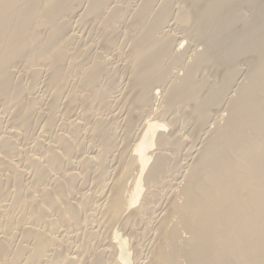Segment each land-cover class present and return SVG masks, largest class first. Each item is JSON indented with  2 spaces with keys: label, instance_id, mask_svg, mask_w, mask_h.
<instances>
[{
  "label": "bare ground",
  "instance_id": "1",
  "mask_svg": "<svg viewBox=\"0 0 264 264\" xmlns=\"http://www.w3.org/2000/svg\"><path fill=\"white\" fill-rule=\"evenodd\" d=\"M121 1L131 2L0 0V105L5 107L4 110L9 109V123L15 128L3 134L0 126V167L8 171L7 179L15 182V189L9 192L7 183L0 177V218L16 207L26 209L29 215L28 219L22 216L16 222L8 217L3 225L0 264H21L22 261L28 264L84 263L87 258L82 244L74 246L76 250L73 253L61 249L60 246H64L62 242H70L71 237L67 235L69 239L66 240L65 236L63 241L56 235L61 224L75 226L79 230L84 228L86 232L83 233L91 239L100 236L102 227L108 228L112 233L110 240L115 237L113 240H117V244L113 240L111 242L115 244L108 241L118 250L114 251L116 254L113 252L110 264H133L129 238L114 228L120 221L119 225H123L127 218L128 223L129 219L134 223L148 218L153 208L155 211L150 198L159 197L162 188L174 182L168 180L173 176L171 174L178 172L182 181L175 183L176 190L173 187L175 192L164 215L160 219L155 216L159 226L154 227L157 232L153 233L156 236L153 235L154 243L151 241L152 247L149 246L148 260H143L147 261L145 264H264V0H184L183 5L178 4L177 7L172 0H140L132 9L129 4H124L127 13L118 4ZM76 13L78 18L80 16L79 22L87 20L93 25L92 29H99L103 47L102 52L95 54L96 58L93 57L95 59L84 68L82 59H79L84 52L73 48L76 45L70 47L72 39H78L70 33ZM170 20H175L177 29H183L180 30L184 32V39H193L201 46V49L196 47L191 61L184 58L182 45L186 39L181 40L177 32L165 30L170 27ZM116 21L122 23L119 37L124 44L120 48L116 46L119 37L114 30L118 25L112 28ZM177 39L182 42H177ZM110 48H115V52L117 49L127 50L122 66L129 75L123 74L129 77L125 88L119 86L121 90L115 77L117 73L114 74L107 66L108 59L104 53ZM244 59L248 68L239 83L240 63ZM17 63L23 64L31 78L27 86L16 78L17 69L13 68ZM174 67H180L183 73L173 72ZM44 71L47 72L44 83L53 90L46 113L48 118L44 123L49 128L46 131H51L71 73L77 75V80L67 95L68 117L73 116L76 104L81 108V114L76 112L75 119L63 121L66 131L57 136L58 145L51 143L48 147L44 141L35 140L36 152L30 155L22 152L17 139L21 138L20 133L31 131L30 127H33V115L37 112L34 102L38 98L30 96V100L27 93L36 88V80ZM209 73L214 74V78L211 76L213 79ZM232 87L235 90L231 89L234 93L229 96L228 91ZM114 90L120 92L119 96H114L115 102L123 99V106L119 112L116 108V112H123L127 136L139 123L141 112L148 111V117L153 115L152 119L147 117L148 121L140 128L136 141L131 146L127 145L121 155L114 154L117 139L111 120L105 116L95 119L93 114L96 110L108 112L112 109L110 98ZM158 96L161 103L153 105L157 103L154 100L158 101ZM225 101L226 112L218 116L220 119L217 118L213 123L215 126L209 129L207 126L213 108ZM169 116L172 117L169 119ZM179 120L193 125L191 133L187 132L185 137L182 133L179 136L176 132H166L169 125L174 128ZM204 129L206 137L182 173L183 165L176 161V157L186 145L189 146L186 155L192 152L194 141ZM84 130L91 134L89 137L98 144V150L91 149L84 154L82 141L80 144L75 142ZM26 134L23 133L25 138ZM16 155L20 160H14ZM75 156L79 158L83 173L72 160ZM109 164L114 166L115 174L111 177L113 183L106 187L107 177L111 174L108 173ZM32 167V180L36 182L33 184L38 195L23 192V178L32 173V170L29 173ZM91 168L96 170V182L101 184V188L104 186L102 192L106 191L103 208L100 205L102 201L98 205L102 208L98 224L92 227L88 219L93 217L90 211L98 207L93 205L95 194L79 192L82 194L79 198L75 195L77 181L85 170L89 172ZM102 196L94 197L99 201L104 198ZM52 211L57 212V217H50L51 214L53 216ZM150 216L152 214L149 219ZM27 220L33 221L30 226H25ZM43 224L46 226L44 229ZM149 224L152 226V221ZM16 225L21 229L24 240L18 246L13 245L12 239ZM63 229L61 233L65 231ZM108 229L105 234L110 232ZM113 229L119 235L113 237ZM111 233L107 236L111 237ZM108 248L112 252L111 247ZM102 251L96 252L92 264L107 263L106 251Z\"/></svg>",
  "mask_w": 264,
  "mask_h": 264
},
{
  "label": "rangeland",
  "instance_id": "2",
  "mask_svg": "<svg viewBox=\"0 0 264 264\" xmlns=\"http://www.w3.org/2000/svg\"><path fill=\"white\" fill-rule=\"evenodd\" d=\"M138 1H140V0H136V1H133L132 2V0H131V4L130 3H124V1H121L120 3H118L119 5L121 4L124 8H125V6L126 5H128V7L130 8V9H132L137 3H139ZM175 1V0H174ZM173 0H172V3L174 4V7H177L178 6V4H180V5H183V1L184 0H176V2H174ZM124 4H125V6H124ZM109 6H112L111 4H109ZM126 8L124 9V11L126 12ZM80 11V10H79ZM82 11V10H81ZM246 12L245 13H248L247 12V10H245ZM127 13V12H126ZM75 15H77V13L75 14ZM73 16V18H74V21H73V18H72V21H71V32L70 33H72V34H74V35H76L77 36V38L78 39H75V41H74V39H72V41H71V44L72 45H70V47L72 46L73 47V45H76V47H73V48H79L80 50H82V52H84V53H82V57H80L79 59H82V61H83V66H82V68H84V67H86L91 61H93L95 58H96V55H97V53H100V51L102 52V44L100 43V40H99V36H100V32H99V29H97L96 31L94 30V29H92L93 27V25H91L90 23H88V21L87 20H84V22L85 23H82V22H79L80 20H79V18H80V16H79V18H78V15L77 16ZM78 18V19H77ZM171 22H169V25H170V27L168 28V27H166V28H168V29H166L165 28V30L167 31H170L171 30V32H174V33H176V34H178L179 36H181V37H179L178 36V38H180L181 40L183 39V40H185L184 39V32L182 33V31L181 30H183V29H177L178 27H177V24H175V20H170ZM172 21H174V22H172ZM74 23V24H73ZM116 23V24H115ZM115 23H113L114 25H112V28L114 29L117 25H118V28L116 27V29H114L115 30V32H116V34L118 35L117 37H119V35H121L120 34V26L122 25V23H120L119 24V21H116ZM73 24V25H72ZM86 24V25H85ZM91 26V27H90ZM75 27V28H74ZM90 28H91V30H90ZM172 28L174 29V30H172ZM170 29V30H169ZM74 30V31H73ZM90 31H92L91 33H93V31H95L94 33H95V35H94V33L93 34H91L90 33ZM90 33V34H89ZM96 33H98V34H96ZM83 34V35H82ZM182 34V35H181ZM80 35H82L81 37H80ZM87 35H90V36H87ZM81 38H79V37ZM84 36V37H83ZM93 36V37H92ZM97 36H98V40H99V42L97 41ZM92 37V38H91ZM91 39V40H90ZM180 39H177V40H179V41H177V42H182V41H180ZM187 39H189L188 41H187ZM186 39V41H185V43L182 45L183 47H182V49H183V52H184V58H186V60L187 61H191L192 60V54H193V52L197 49V48H200L201 49V46L195 41V40H193V39H190V38H187ZM120 40H122V43H121V41ZM89 41V42H88ZM95 41H97V42H95ZM120 42V44H119V42ZM75 42H77V44L75 43ZM124 41H123V39H122V37L120 36L118 39H117V43L118 44H116V46H117V48H120V47H122L123 46V43ZM194 42V43H193ZM80 43V44H79ZM92 43V45H93V49H91V46L92 45H90ZM197 43V44H196ZM95 44V45H94ZM98 44V45H97ZM122 44V45H121ZM189 44V45H188ZM120 45V46H119ZM198 45V46H197ZM79 46V47H78ZM195 46V47H194ZM84 49V51H83V49ZM89 47V48H88ZM102 47V48H101ZM197 47V48H196ZM191 48V49H190ZM112 49V50H111ZM114 49V50H113ZM199 49V50H200ZM105 50V49H104ZM118 50L119 49H117V52H115L116 51V49L115 48H110V49H108L104 54H105V57H106V59H108L107 60V62H108V64H107V66L109 67V68H112V72H114V74L115 73H117L116 74V76L115 77H117L116 79L118 80V89L119 90H121V89H123V88H125L126 87V84H127V82H128V77L129 76H125V74H126V72H124V67L122 66L123 65V59L125 60V58H124V56L126 57V53H127V50H125L124 52H122L121 50H119L120 52H118ZM114 51V52H113ZM192 51V52H191ZM92 52V53H91ZM113 53V54H112ZM119 53H121V54H119ZM96 54V55H95ZM109 54V55H108ZM95 55V56H94ZM185 55H186V57H185ZM92 56V57H91ZM119 56V57H118ZM89 57H90V59H89ZM93 57H95V58H93ZM115 58V59H114ZM87 59V60H86ZM89 59V60H88ZM113 59V60H112ZM111 60V63L109 62ZM70 63H71V59H69L68 60ZM121 61V62H120ZM119 64H118V63ZM118 64V65H117ZM241 65H240V70L242 71V73H241V75L239 76V78H238V82L240 83V81H241V79L244 77V72H246V70H247V68H248V65H247V60H241V63H240ZM17 65V66H16ZM15 66H14V68L13 69H17L16 71H17V73H16V71H15V74H17L16 75V78L17 79H19V81H21L22 82V84H23V82H24V85H26L27 86V84H29V81L31 80V78H30V76H29V74L25 71V69H24V66H23V64H20V63H17ZM19 65V66H18ZM86 65V66H85ZM112 66V67H111ZM115 66V67H114ZM117 66V67H116ZM120 66V67H119ZM175 66H177V65H175ZM118 67H119V69H118ZM122 68H123V70H122ZM175 69V70H174ZM174 69H173V72H181V73H183L182 71V69L179 67H174ZM180 69H181V71H180ZM114 70V71H113ZM118 71V72H117ZM123 72L125 73V74H123ZM24 73H25V75H24ZM46 73L47 72H42L41 73V76L37 79L38 80V82H37V80H36V88L35 89H32L29 93H27V96H29V98L28 99H30V96H31V98L32 97H35V98H38V99H35V101L36 102H34V104L37 106V110L35 109V111H37V112H34L35 114V117H34V115H33V120H34V123L32 122V125L31 126H33V127H30V129H31V131L28 129V130H26V132L28 131L29 133H27L26 134V132L24 131L23 133L24 134H26V138L24 137V135H23V133H20L21 134V138H19V139H17L18 141H17V143H18V145H19V147L22 149V152H27L28 154H32L33 155V153L32 152H36V150H35V148H34V144H35V140L37 141V140H42V141H44L45 142V144H46V146H50V145H52L53 143V145H58V138H57V136L60 134V133H63V132H65L66 130L64 129V128H66V127H63V125H64V123L65 122H69V119L71 120V119H75L76 117H77V114H81V108L78 106V104H76V107L75 106H73V108H74V114L76 115H74L73 114V116H74V118H72L73 116H71V117H68V110H67V106H69V91H71L73 88H74V84H75V82H76V80H77V75H75L74 76V74H70V75H68V77L70 76L71 77V75H73L71 78L69 77L67 80H68V82L66 83V85H65V87H66V89H65V87H64V94L62 95V97H61V99H60V101H59V104H58V106H57V108L58 109H56V112H55V121L53 122V125H52V127L50 128V132L49 131H46V130H49V128H47V127H45V124L44 123H46V120H47V114L46 113H48L47 111H49L48 109V107H49V105H50V102H51V98L50 97H52L53 96V90H51L49 87H47L46 86V82H45V77H46ZM78 73V72H77ZM180 73V74H181ZM43 74V75H42ZM121 74V75H120ZM210 74V73H209ZM213 74V73H212ZM117 75H119V76H117ZM124 75V78L122 77ZM126 75H129V74H126ZM212 75L210 74L209 75V77H210V79H213L214 78V74H213V78L211 77ZM243 76V77H242ZM76 77V78H75ZM23 78V79H22ZM118 78H120V79H118ZM123 78V79H122ZM127 79V80H126ZM121 80V81H120ZM127 81V82H126ZM45 82V83H44ZM119 86L121 87V89L119 88ZM43 87V88H42ZM44 87H45V89H44ZM72 88V89H71ZM235 90V88H230V92L228 91V95L230 96V95H233V91ZM35 90V91H34ZM116 90V89H115ZM115 90L113 91V92H115ZM67 91V92H66ZM41 92V93H40ZM52 92V93H51ZM113 92H112V98H110L111 99V108L112 109H115V110H113V112H112V109H110V111H106V112H98L97 110H96V112H97V115H96V112L94 111L93 112V114H94V118L95 119H97L98 117L99 118H103L104 116L106 117V118H108L109 120H111V125L113 126V131H114V133H115V135H116V152L114 153L115 155H119L120 153H122L123 154V152L124 151H126L125 150V148H127L128 146H131V145H133V143L136 141V139H137V135L140 133L139 131H141V129L143 128V124L146 122V121H148V120H146L147 119V117L149 116V112L148 111H144V112H141L140 113V115H139V118H141L140 119V121H139V123H137L135 126H134V129H132L131 130V132H130V135H128L127 136V128H126V124H125V122H124V115H123V117H122V114H123V112H122V114L121 113H118L119 111H120V108H121V106H123V104H122V100H120V102L118 101V102H115V98H116V96H119V94H120V92H115L114 93V95H113ZM39 94V95H38ZM49 94V95H48ZM68 95V96H67ZM38 96V97H37ZM67 96V97H66ZM114 96H115V98H114ZM160 96H161V94H160ZM160 96H158V101H156V100H154L155 102H157V103H154V101H153V105H156V104H160L161 103V101H162V99H161V97ZM42 97V98H41ZM114 98V99H113ZM120 98H122V97H120ZM119 98V99H120ZM159 98H160V100H159ZM109 99V100H110ZM30 100H32V99H30ZM38 100V101H37ZM113 100V101H112ZM119 103V104H118ZM226 103H227V101H225L224 103H223V105H220V106H218V107H214L213 108V110H212V114H211V117H210V119H209V122H208V125L209 126H207L209 129H211V128H213L214 126H215V124H213L214 122H215V120H217V118L218 119H220L218 116H220V115H223V113H225L226 111L224 110L225 109V107H227L226 106ZM1 104V103H0ZM157 105V106H158ZM77 106H78V108H77ZM157 106H156V108H157ZM5 108V107H4ZM4 108H3V106L2 105H0V116H1V119L3 118V120L2 121H0L1 123H0V126L2 127L1 129H2V131H3V134H6V133H4V132H9V130H15V128L13 127V126H11V123H9L10 122V113H9V109H5L4 110ZM118 109V112H116L117 111V109ZM4 110V111H3ZM123 110V109H122ZM124 110H126V108L124 109ZM219 110V111H218ZM67 112V113H66ZM76 112H77V114H76ZM214 112V113H213ZM5 113V114H4ZM41 115H40V114ZM98 113H100V114H98ZM104 113V114H103ZM115 113H118L117 115H114ZM143 113V114H142ZM219 113V114H218ZM107 114V115H106ZM145 114V115H144ZM46 115V116H45ZM99 115V116H98ZM102 115V116H101ZM112 115V116H111ZM43 116V117H42ZM97 116V117H96ZM109 116V117H108ZM114 116V117H113ZM115 116H116V118H115ZM153 116V115H152ZM152 116H150V117H148V119H152L153 117ZM47 117V118H46ZM68 117V118H67ZM143 117V118H142ZM172 116H169V119L171 118ZM221 117V116H220ZM43 118V119H42ZM93 117H92V119H94ZM66 119H68V120H66ZM45 120V121H44ZM142 120V121H141ZM4 121V122H3ZM8 121V122H7ZM63 121H64V123H63ZM168 122V121H167ZM177 123H176V125L174 126V128H173V126L171 125H169L168 126V128L166 129V132H176V135H182V136H186V135H188V133L187 132H189V134L191 133L190 131L193 129V125L191 124V123H188V122H183V120H179V121H176ZM116 123H117V125H116ZM123 123V124H122ZM212 123V124H211ZM116 125V126H115ZM119 125V126H118ZM179 125V126H178ZM61 126V127H60ZM65 126V125H64ZM115 126V127H114ZM180 127V128H179ZM38 128V129H37ZM45 128V129H44ZM47 128V129H46ZM60 128V129H59ZM141 128V129H140ZM43 129V130H42ZM63 129V130H62ZM5 130V131H4ZM45 130V131H44ZM126 130V131H125ZM187 130V131H186ZM22 131V130H21ZM41 131H42V133H41ZM44 131V132H43ZM61 131V132H60ZM125 131V132H124ZM180 131V132H179ZM183 131V132H182ZM85 132V133H84ZM84 132H83V135H81V137H79L78 139H77V141H75L76 143H78V144H80V140L82 141V146H84L85 148L82 150L83 152L85 151V153L84 154H87L86 152H90V150L92 149V150H98L99 149V146H98V144L97 143H95L94 142V140H92L91 139V137H89V136H91V134H89V132H86L85 130H84ZM186 132V133H185ZM48 133V134H47ZM180 133H182V134H180ZM56 134V135H55ZM206 129H204V130H202L199 134H198V137H197V141L195 140L194 141V150H192V152H189V154L188 155H186L187 153H188V151L186 150V149H188V147L189 146H183L182 147V149H181V151L176 155L177 157H176V161H178L180 164H182L183 165V168H181L182 170H181V172L183 173V172H185L186 171V169H187V165L189 164V163H191V161H193L192 159H194L195 158V156H196V152H197V150L198 149H200V145H202V142H203V140L205 139V137H206ZM22 135H23V137H22ZM42 135V136H41ZM130 136V137H129ZM28 137H29V139H28ZM56 137V138H55ZM127 137V138H126ZM196 136H193V138H195ZM16 138V137H15ZM25 138V139H24ZM81 138V139H80ZM85 138H86V140H85ZM128 138H129V140H128ZM132 138V139H131ZM199 138H200V140H199ZM28 139V140H27ZM84 139V140H83ZM203 139V140H202ZM23 140H25V141H23ZM49 140V141H48ZM57 140V141H56ZM31 141V142H30ZM84 141V142H83ZM90 141V142H89ZM91 141H93L92 143H91ZM56 142H57V144H56ZM24 143H26V144H24ZM28 143V144H27ZM52 143V144H51ZM91 143V144H90ZM93 143H95L94 145H92ZM130 143H132V144H130ZM27 145V146H26ZM34 145V146H33ZM128 145V146H127ZM32 146H33V148H32ZM26 147V148H25ZM48 147H45L46 149L48 148ZM87 147V148H86ZM24 148V149H23ZM29 150V151H28ZM35 150V151H34ZM91 150V151H92ZM196 150V152H194ZM118 152V153H117ZM125 153V152H124ZM184 153V154H183ZM194 155H193V154ZM77 154H81L80 152H78ZM121 155V154H120ZM193 155V156H192ZM76 156H78L79 157V155H76ZM73 157L72 158V160L74 161V163L76 164L75 166L77 167V168H79V170L83 173V171H82V168H81V164L79 163V158L78 157ZM20 156H15V157H13L14 158V160L15 161H17L18 159L20 160V158H19ZM23 157V156H22ZM77 160V161H76ZM190 160V162H188ZM21 162V161H20ZM188 162V163H187ZM22 163V162H21ZM110 163V162H109ZM113 164H115L116 163V161L114 162H112ZM187 163V164H186ZM110 166V168H108V170L110 171V172H108L110 175H108V177H107V184H106V187H109V185H111L112 183H113V179H111V177H114V174H115V172H114V174H113V171H114V166L112 165V164H109ZM112 165V166H111ZM33 168L34 167H32L31 169H30V171H29V173L31 172V170H32V173H30V174H26L25 176H24V180H23V184H25L24 185V190H23V192H25L26 193V195H28L29 193H32V194H35V195H38V192H37V190H36V187L34 186L35 184H36V182H34V180H32L33 179V172H34V170H33ZM2 167H0V177L2 178V180L5 182V183H7L6 185H7V189L9 190V192L11 191V192H13V190L15 189V182L14 181H12L11 182V179H7L8 178V176H6V175H8V171L6 172V171H4V168L2 169ZM95 169V168H94ZM93 168H91L90 170H89V172L88 171H84L85 173L84 174H82L83 176H82V178L81 179H79L78 181H77V184H76V198H79L78 196H82V194L83 193H87L88 195H89V193L91 194V196L93 195V194H95V195H93V198H94V200L93 201H96V202H93V205H99V203H100V205H102V208H103V204H104V202H105V197H106V194H105V192H102L104 189V186L102 185V188H101V184H98L97 182H96V180L94 179L95 178V176H96V170H94ZM184 169V170H183ZM95 171V172H94ZM53 173H56V171H52ZM27 173H28V171H27ZM52 173V174H53ZM89 173V174H88ZM95 173V174H94ZM178 173H180V172H178ZM171 174V175H173V176H170V178H168V180H170L171 182H173V183H171L170 184V186H164L162 189L163 190H161V193H160V195H159V197L158 196H156L155 198L154 197H152V198H150L152 201H153V207H155V211H154V208H153V213L152 212H150L147 216H148V218L146 219V218H142L143 219V221H140L139 222V220H133V221H136V222H132V219L130 220L129 219V223H130V225H129V223H128V218H127V221H126V219L124 220V224L122 225V223H121V225H119V223L121 222H119L118 224H117V226H115L116 228H114L115 229V231H116V229H117V231L116 232H118L119 234H124V236L123 237H125V235H126V237H127V239L129 240L128 242H129V248H130V250H131V255H132V261H133V264L135 263H137V262H139V263H137V264H145L147 261H143V260H148L147 259V257H148V254H149V251H150V249H151V247H152V242L154 241V237L156 236L155 234V231L157 230V228H154V227H158L159 226V224H157V220L158 219H160L161 217L160 216H163L164 215V213H165V211H166V208L170 205V200H172V195H173V193L175 192V190H176V188H175V183L176 182H180V181H182L181 179V175L180 174ZM2 174V175H1ZM86 174H88V175H86ZM179 177H178V176ZM94 176V177H93ZM172 177H173V179H172ZM31 178V179H30ZM112 181H111V180ZM175 179V180H174ZM10 180V181H9ZM88 180H89V183H88ZM173 180V181H172ZM32 181V182H31ZM91 181V182H90ZM111 183H110V182ZM92 182H94V183H92ZM109 182V183H108ZM33 183H35V184H33ZM84 183V184H83ZM23 184H22V188H23ZM97 184V185H96ZM177 184V183H176ZM14 185V186H13ZM83 185V186H82ZM99 185V186H98ZM108 185V186H107ZM172 185V186H171ZM79 188V190H78V188ZM82 187V188H81ZM95 187V188H94ZM106 187H105V190H107L106 189ZM175 188V190H174V188ZM177 187V186H176ZM101 188V189H100ZM82 189V190H81ZM84 189H85V191H84ZM93 190V191H92ZM98 190H99V192L100 193H97L98 192ZM168 192H167V191ZM170 191V192H169ZM79 192H82V194L80 193L79 194ZM89 192V193H88ZM95 192V193H94ZM96 193H97V196H96ZM103 196H102V195ZM164 195V196H163ZM167 195V196H166ZM97 197V198H101L100 196H102V197H104L102 200L101 199H99V201H97V200H95L96 198L95 197ZM99 196V197H98ZM163 196V197H162ZM174 197V196H173ZM142 199H143V196L141 197ZM157 198V199H156ZM159 198V199H158ZM142 199H140L141 201H142ZM157 200V201H156ZM95 203V204H94ZM164 203V204H163ZM169 203V204H168ZM161 204V205H160ZM92 205V207H94ZM164 205V206H163ZM167 205V206H166ZM96 207V206H95ZM17 209H13L12 211H9V212H7V214L5 213V214H3L2 216V218H0V234H2V232H3V230H4V226L3 225H5V223H6V221H7V219H8V217H9V219H12V220H18L17 218H19V217H22V216H24L26 219H28V216L29 215H27V211H26V209L25 210H23L22 208H19V207H16ZM102 208H101V206H98V207H96V209L94 208L93 210H91L90 211V213H92V215H93V217H92V215H90L89 214V216L90 217H92L91 219L89 218L88 219V221L90 222V224H89V226H91L92 227V225H97L98 224V219L100 218V216H101V210H102ZM19 209H21L22 211H20ZM95 210V211H94ZM25 211V212H24ZM96 211H98V212H96ZM156 211H157V213H156ZM11 212V213H10ZM52 212H54L53 213V216H52ZM52 212H50V217H57V212L56 211H52ZM8 213H10V214H8ZM56 213V214H55ZM94 213V214H93ZM99 213V214H98ZM154 213H156V214H154ZM95 214H96V216H95ZM152 214V216H150V219H149V215H151ZM160 214V215H159ZM163 214V215H162ZM154 216V217H153ZM155 216H157V218L155 217ZM13 217V218H12ZM152 217V218H151ZM94 218V219H93ZM8 219V220H9ZM148 219L150 220V221H148ZM157 219V220H156ZM96 221V224H95V221ZM141 220V219H140ZM146 220V221H145ZM156 220V221H155ZM1 221H3V222H1ZM5 221V222H4ZM13 221V222H14ZM15 221V222H16ZM92 221H93V223H92ZM149 223H151V221H152V226H151V224H149V226L147 225L148 224V222ZM160 221V220H159ZM158 221V222H159ZM26 222V223H25ZM24 222V224H25V226L27 225H31L30 223L31 222H33L32 220H27V221H25ZM122 222H123V220H122ZM144 222V223H143ZM147 222V223H146ZM88 223V222H87ZM133 223V224H132ZM137 223V224H136ZM141 223V224H140ZM136 224V225H135ZM142 224H143V226H142ZM62 225V227H61V229H63V231L64 232H62L61 233V229L60 230H58V232L56 233V235H58V237L61 239V238H63V241H65L64 240V237L65 236H67V235H70V236H67L65 239L67 240V239H69L68 237H70V242H62V243H64V246H60V247H62L61 249H63L65 252H69L70 251V253L72 252H74L75 250H76V248L74 247V246H76V245H79V243H80V245L82 244V249L85 251V255H87V256H85L84 255V257L85 258H87V259H85V262L84 263H82V264H92L93 263V260H94V255L96 254V252H101L102 250H104V251H106V255H105V253H103V255H105L104 257H105V259H106V264H110V263H112L111 262V260L113 261V257L112 256H114V251H116L117 249V246H116V248H115V246H111V244H110V242L113 240V239H115V234H116V232H114V229L112 230V232H114L113 233V239L112 240H110L111 238H112V233H111V231L108 229V228H106V229H108V231H110V232H108V233H106L105 234V232H107V231H105L106 229L105 228H103L104 229V232H103V230H102V228L100 229V232L101 233H99V235L100 236H97L96 238H89V237H87L86 236V233H83V232H86L85 231V229L84 228H82V229H77V228H75V226H67V224H64V226H63V224H61ZM128 225H129V227H128ZM45 225L43 224L42 225V228L44 229V228H46V226L44 227ZM67 226V227H66ZM88 226V227H89ZM123 226V227H122ZM131 226V227H130ZM139 226H140V228H139ZM151 226V227H150ZM69 227V228H68ZM71 227V228H70ZM135 229H134V228ZM147 227L149 228V229H147ZM15 228V229H14ZM13 228V232H12V239H13V245L14 246H18L19 244H21V242L23 243V238H22V234H21V229L19 228V226H18V229H17V225L15 226ZM90 228V227H89ZM69 229V230H68ZM72 229H74V230H72ZM84 229V230H83ZM120 231H119V230ZM124 230V232H123V230ZM153 229V231H151ZM156 229V230H155ZM46 230V229H45ZM137 230L139 231V232H137ZM145 232H144V231ZM147 230H149V232L147 231ZM2 231V232H1ZM122 231V232H121ZM127 231V232H126ZM147 231V232H146ZM71 232V233H70ZM82 232V233H81ZM135 232V233H134ZM137 232V233H136ZM157 232V231H156ZM61 233V234H60ZM66 233V234H65ZM109 233H111L110 234V236L111 237H109V236H107V235H109ZM116 234V235H119V234ZM126 233V234H125ZM140 233V234H139ZM147 233V234H146ZM153 233H155V234H153ZM61 235V237H60V235ZM104 236H103V235ZM131 234V235H130ZM63 235V236H62ZM83 235V236H82ZM137 235V236H136ZM153 235H154V237H153ZM104 237V238H103ZM139 237V238H138ZM149 237V238H148ZM78 238V239H77ZM88 238V239H87ZM136 238V239H135ZM153 240H152V239ZM97 239V240H96ZM104 239H105V241H104ZM77 240H79L78 242H77ZM92 240V241H91ZM102 240V241H101ZM108 240H110V242L108 241ZM113 241H115V243L117 244V240H113ZM146 241V242H145ZM152 241V242H151ZM84 242V243H83ZM88 242H90L89 244H88ZM136 243L135 245H134V243ZM112 244H115L114 242H111ZM154 243V242H153ZM84 244H85V246H84ZM110 244V245H109ZM73 245V246H72ZM94 245V246H93ZM151 245V247H149ZM69 247V248H68ZM73 247V248H72ZM93 247V248H92ZM108 247H111L110 249L112 250V252L111 251H109V248ZM66 248H68V249H66ZM70 248L72 249V251L70 250ZM106 248H107V250H106ZM143 248V249H142ZM150 248V249H149ZM74 249V250H73ZM96 249L98 250V251H96ZM101 251H100V250ZM114 249V250H113ZM92 250V251H91ZM118 251V250H117ZM138 251V252H137ZM88 252V253H87ZM95 252V253H94ZM103 252V251H102ZM108 252V253H107ZM114 252V253H113ZM130 252V251H129ZM111 253H113V255L111 254ZM143 253V254H142ZM116 254V253H115ZM111 255V256H110ZM141 257H140V256ZM145 256V257H144ZM81 257H82V255H81ZM112 257V258H111ZM134 257H135V259H134ZM139 257V258H138ZM89 258V259H88ZM115 258H117V257H115ZM142 258V259H141ZM105 259H104V261H105ZM136 260H137V262H136ZM24 261H22L21 262V264H28V263H23Z\"/></svg>",
  "mask_w": 264,
  "mask_h": 264
}]
</instances>
